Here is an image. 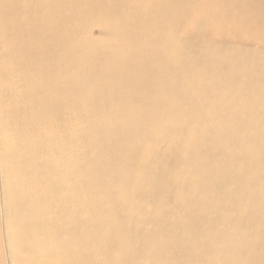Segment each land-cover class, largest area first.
<instances>
[{
    "label": "bare ground",
    "instance_id": "1",
    "mask_svg": "<svg viewBox=\"0 0 264 264\" xmlns=\"http://www.w3.org/2000/svg\"><path fill=\"white\" fill-rule=\"evenodd\" d=\"M195 1L0 0L8 264H264V59L182 38ZM232 1L203 0L198 14ZM247 97L242 122L255 127L224 151Z\"/></svg>",
    "mask_w": 264,
    "mask_h": 264
},
{
    "label": "rangeland",
    "instance_id": "2",
    "mask_svg": "<svg viewBox=\"0 0 264 264\" xmlns=\"http://www.w3.org/2000/svg\"><path fill=\"white\" fill-rule=\"evenodd\" d=\"M203 0H196L194 4L192 5L191 9L188 11L187 15L185 18H183L182 23H181V28H180V36L184 39H191L192 44H195L194 46L203 48V47H211L217 52H225L230 55V58L232 60L234 58H238L240 56L244 55H249L250 60L249 62H253V64H258L264 59V0H233L232 4H230L229 7H227L226 11L225 10H219L217 13H209V15L213 16L214 18L210 19L207 16H203L201 14H198L200 10L198 11V8L200 7L201 3ZM206 14V13H205ZM222 21L224 23L222 24ZM230 63L225 64L220 72V75L223 77H227L228 74V65ZM194 66L192 63L188 64V66ZM212 65V64H211ZM211 65H206V69H211ZM226 71V73L223 72ZM241 75L239 76V82H240ZM244 80H248L251 78V76H246L243 75L242 77ZM196 80H203V78H193L190 82L187 81V90L186 92L189 94L190 92L194 91L195 87V81ZM218 84L221 83L219 86L218 84L214 86V88H217L218 91H224V100L233 101V97L230 96L229 98H226V92L231 91L230 84H228L229 79L227 78H222L217 80ZM218 86V87H217ZM230 87V90H229ZM196 89H201V88H196ZM203 92H208L212 93L213 89L211 87H208V84L204 87H202ZM234 91V89H233ZM236 92H240L241 89L240 87H236L235 89ZM234 91V92H235ZM185 92V93H186ZM207 98H209V95L207 93H204ZM234 96V93H233ZM243 97V96H242ZM206 98V99H207ZM252 101H256L255 98L247 97L242 100V104L240 103L239 110L242 112L238 115H236L233 118V121L229 122L232 127H228L231 130L236 131L237 134L240 135L238 139L234 141V144L230 146L227 149L226 143H223L224 145L221 146V148L224 151H228L229 149L233 148L235 145V148H238L240 144L243 142L244 135L249 137L250 135V128L255 127V125H244L242 122L243 117L245 116L244 114V105L246 103H250ZM206 100H199L198 106L202 107L204 104H206ZM248 105V104H246ZM260 108V107H259ZM179 109L182 112L188 111L189 110V104H183L181 107V104L179 103ZM238 110V111H239ZM235 111V110H234ZM175 119V118H174ZM264 121V118H262L261 123ZM180 122L177 121L175 125L179 124ZM225 126H219L217 122L214 120H211L208 122V130H213L215 132H222L226 131L228 129ZM227 131L226 134L222 132L223 135V140L226 138V135L230 132ZM191 134V130L189 131ZM187 133L188 135H190ZM264 134L260 135L256 138L258 141L259 138H263L264 140ZM243 139V140H242ZM237 144V145H236ZM190 146H185L184 148L186 150L190 149L192 144H188ZM204 144H199L197 147L199 149L205 150ZM233 183H228L229 187H232ZM241 195V194H239ZM264 208V206L260 207ZM260 213H263L260 211ZM226 214H223V216ZM250 219L255 220L256 217L253 216ZM0 223H1V213H0ZM231 222V226H232ZM231 226L227 229V232H231ZM234 234V233H232ZM259 236V234H258ZM260 240L264 239V236L258 237ZM3 242V240H2ZM4 243V242H3ZM259 253L262 250V253H264V247L261 244H258ZM2 249V250H1ZM1 247L0 243V254L2 257L5 258L6 261L5 264L7 263V251ZM4 253V254H3ZM3 259V258H2ZM2 262V264H4ZM221 264H229V261H224Z\"/></svg>",
    "mask_w": 264,
    "mask_h": 264
}]
</instances>
